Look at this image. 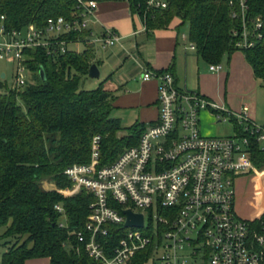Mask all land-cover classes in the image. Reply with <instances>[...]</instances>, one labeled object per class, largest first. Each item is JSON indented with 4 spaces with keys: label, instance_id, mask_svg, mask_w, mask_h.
Here are the masks:
<instances>
[{
    "label": "built area",
    "instance_id": "obj_1",
    "mask_svg": "<svg viewBox=\"0 0 264 264\" xmlns=\"http://www.w3.org/2000/svg\"><path fill=\"white\" fill-rule=\"evenodd\" d=\"M247 2L238 0L240 11L233 13L241 20L234 31L241 50L254 48L264 37L263 20L248 17ZM230 4L236 8L235 1ZM169 5V0L146 1L149 11H164ZM98 8L97 0H76L71 18L49 19L43 29L30 25L8 31L5 16H0V61L17 63L14 87L30 81L23 76L29 72L26 51L46 48L49 54L66 53L71 44L60 41L65 34L88 30L92 44L103 48L120 44L122 38L114 30L93 35L90 24ZM182 37L189 40L185 34ZM189 49L196 46L190 43ZM210 70L221 72L223 67L212 65ZM152 78L159 81L160 114L139 144L103 165L102 138L96 136L91 162L65 172L73 187L59 190L60 194L74 197L85 190L94 196L84 230L74 233L78 243L98 264H129L150 247L164 264H264V210L253 220L244 219L237 212L235 196L238 177L255 174L264 179V167L255 162L257 152H264V125L252 118L247 105L236 113L199 93L181 90L170 71L147 70L144 80ZM205 111L220 123H233L237 135L204 136L200 117ZM56 209L63 215L60 227L67 228L64 208ZM127 210L144 215V228L125 227ZM186 246L191 248L188 258L180 254Z\"/></svg>",
    "mask_w": 264,
    "mask_h": 264
},
{
    "label": "trees",
    "instance_id": "obj_2",
    "mask_svg": "<svg viewBox=\"0 0 264 264\" xmlns=\"http://www.w3.org/2000/svg\"><path fill=\"white\" fill-rule=\"evenodd\" d=\"M128 1L132 13L146 19L151 30L166 29L180 19V27L188 30L189 41L208 64L219 65L226 55L230 58L241 50L234 37L241 27V20L233 18L234 11H240L238 0H169L164 11L147 10V0ZM247 4L248 17L261 18L264 23V0H248ZM75 6L76 0H0V16H5L8 31L30 25L43 29L49 19L71 18ZM89 38L88 30L60 37L67 44L84 43L83 52L26 51L31 80L24 87L9 86L0 69V229H5L0 242H5L6 249L2 264H27L36 259H49L50 264H98L74 234L84 230L94 196L83 190L67 197L47 190L45 183L59 190L72 188L65 172L91 162L94 137L102 138L101 161L109 165L139 144L147 126L137 123L122 136V122L112 117L117 87L107 79L96 89L86 88L95 60ZM242 51L254 77L264 80V37L254 48ZM255 162L264 167V152H257ZM57 205L65 210L67 228L60 227L63 215ZM152 256L150 247L129 264H146Z\"/></svg>",
    "mask_w": 264,
    "mask_h": 264
},
{
    "label": "crops",
    "instance_id": "obj_3",
    "mask_svg": "<svg viewBox=\"0 0 264 264\" xmlns=\"http://www.w3.org/2000/svg\"><path fill=\"white\" fill-rule=\"evenodd\" d=\"M97 1L99 8L90 24L93 35L97 37L106 29L114 30L122 40L120 44L109 48L92 44L88 40L95 51L94 64L98 66L101 76L99 79L89 78L86 84H89L90 90L92 87L96 89L102 81L109 79L110 83L117 87L118 93L112 117L116 115V119L122 124L126 118L128 127L137 123L148 127L158 121L159 81L156 78L144 80L147 70L153 74L170 71L174 74L177 86L181 90L199 94L208 91L205 80L222 81L227 75L224 71L213 72L210 68L206 72L207 63L199 57L197 50L189 49L191 42L182 37L184 29L180 27L182 25L180 19L176 18L166 29L151 30L140 14L132 13L128 0ZM71 45L74 47L83 45V48L76 52H83L86 48L84 43ZM69 50L73 51V48L69 46ZM231 67L229 65V69ZM251 72L254 76L252 68ZM234 73L239 75L238 70ZM257 102L255 101L251 107V116L259 125H264V115L260 113ZM207 112L213 115L212 112L206 111L203 120L208 116L212 117ZM234 128L237 135V127ZM207 129L206 127V131ZM51 186L53 185L48 184L45 188L52 190L54 186ZM263 210L264 204L259 203L255 207V214L252 215L257 217ZM46 260L50 264V260Z\"/></svg>",
    "mask_w": 264,
    "mask_h": 264
},
{
    "label": "rangeland",
    "instance_id": "obj_4",
    "mask_svg": "<svg viewBox=\"0 0 264 264\" xmlns=\"http://www.w3.org/2000/svg\"><path fill=\"white\" fill-rule=\"evenodd\" d=\"M183 29L184 34L188 36V30L186 28ZM2 41L3 37L0 35V42ZM76 46L74 47L73 45H70V48H73V51H76L78 49L81 50L83 48V45H78V48ZM219 65L223 67L222 72H226L227 75L224 76L222 81L213 79L205 80L204 82L208 87V91L204 92L201 95L216 103L219 107L229 108L236 113L241 112L242 107L245 105L249 106L251 109V107H253V103L255 101H258L257 104L259 107V111L264 115V80H257L253 76L251 67L245 61V55L243 51L238 50L230 58L228 57V55H226ZM229 65L232 66L231 69H229ZM211 66V64H206V72ZM17 67L18 65L15 62L0 61V69L7 76V82L11 87H14L16 83ZM236 70H238L239 75L234 73ZM228 73L230 74L229 76ZM30 74L31 73L29 72H25L23 76L31 80ZM86 88L90 90L91 87L89 86V84H86ZM93 88L94 87H92V89ZM205 114L206 111L203 112L200 117L201 121L203 122V126L201 122V132L204 136H235L236 132L234 130L235 128L233 123H220L217 121L216 117L211 115L210 113L209 114L212 117L208 116L205 118V120H203ZM113 118L116 119L117 116L114 115ZM125 120L126 121H124L122 124L123 130L120 133L122 136L127 135V129L129 128L128 124L126 123L128 119L126 118ZM206 127L208 128L207 131ZM47 185L48 184L45 183V187ZM52 189L56 190L59 193V189L56 188L55 185ZM235 196L236 209L239 216L247 220L255 219L256 217L252 215L255 214V207L259 203L260 205L264 204V179L262 177L256 176L255 174L238 177L235 183ZM4 231V228L0 229V236L4 233ZM191 238L193 240H196L195 235L191 236ZM4 243V241L0 242V264H2L3 255L6 252V249L3 246ZM162 252L163 251H160V254ZM180 254L188 258L191 254V248L189 246H186L182 251H180ZM157 257V253H154V255L146 264H154L153 259H156V264H164L162 261L158 260ZM201 257L202 255L199 256V258ZM28 264H49V262L46 259H40L33 260Z\"/></svg>",
    "mask_w": 264,
    "mask_h": 264
},
{
    "label": "water",
    "instance_id": "obj_5",
    "mask_svg": "<svg viewBox=\"0 0 264 264\" xmlns=\"http://www.w3.org/2000/svg\"><path fill=\"white\" fill-rule=\"evenodd\" d=\"M42 78L45 80V71L41 70L40 72ZM101 76L100 70L96 64H93L90 68L88 77L90 79H99ZM2 78L5 79L6 75L3 73ZM125 215L127 216V222L125 224L126 228H144V215L143 214H136L131 210L125 211Z\"/></svg>",
    "mask_w": 264,
    "mask_h": 264
}]
</instances>
